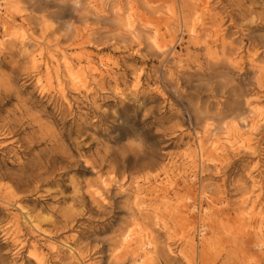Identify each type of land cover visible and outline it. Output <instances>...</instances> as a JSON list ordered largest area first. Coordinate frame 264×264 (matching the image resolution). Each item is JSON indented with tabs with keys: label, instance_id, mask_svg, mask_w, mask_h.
<instances>
[{
	"label": "rangeland",
	"instance_id": "374dc122",
	"mask_svg": "<svg viewBox=\"0 0 264 264\" xmlns=\"http://www.w3.org/2000/svg\"><path fill=\"white\" fill-rule=\"evenodd\" d=\"M261 64L264 0H0V264H134L144 230L156 264H264Z\"/></svg>",
	"mask_w": 264,
	"mask_h": 264
},
{
	"label": "bare ground",
	"instance_id": "6f19581e",
	"mask_svg": "<svg viewBox=\"0 0 264 264\" xmlns=\"http://www.w3.org/2000/svg\"><path fill=\"white\" fill-rule=\"evenodd\" d=\"M73 10V11H72ZM71 13L74 12H78L79 13V19L80 21L86 16V15H90L91 18H95L97 19L98 17L96 16V14L88 11L86 12V9L83 8V5L80 3V1H76L73 3L72 8H71ZM12 16V14L9 12V14L6 15L7 19H10ZM196 31L195 28L192 29V32L194 33ZM93 35H95L96 33H92ZM90 39V38H89ZM85 42H89L88 38L85 39ZM161 48V47H159ZM63 60V66L66 67L71 73H72V66L69 64L68 61V57L66 55H64L62 57ZM34 62H38L39 59L35 58L33 59ZM48 65V64H47ZM84 69L90 70L89 73H91L92 71H96L98 69V67L96 66L95 62L90 59L87 61V65L83 67ZM49 70V68H47ZM257 74L259 77H263L264 76V64H261L258 66V71ZM87 77L85 78H79V77H72L71 78V83L78 89L81 86H85V84L87 83ZM46 87H43V90H41L42 92H46ZM58 91L59 93L62 94V98H65V82L64 81H58ZM234 110H236L237 116H239L240 118H235L236 121H233L234 123L231 124V127H228L225 131L227 130H231V131H240V127H244V126H248V115L249 114H255L257 113L260 108H258L256 105H254L253 103H250L247 101L246 98H244L243 100H239L237 102V105L234 107ZM222 127H217L214 128L213 131H217ZM228 132V131H227ZM240 136H242V134H239ZM201 146V145H200ZM203 152L204 150L202 149V146L200 147V155L203 157ZM17 207L19 208L20 212H22L23 214H25V222L30 224L31 230H35L36 232H40V234H42L43 236L46 237H50L51 235V231L46 230L45 228H43L42 223L45 222L44 220H36L37 222H33L32 219L29 217V212L25 210L24 207H22L21 204H17ZM185 226L187 227L186 223L183 222L182 223V228L184 230H186ZM187 232V231H186ZM138 244H137V248L135 249V251H139L140 252V256L138 257L137 252H133L134 257V264H156L155 262L156 260V251L154 250L153 252V247L156 248V241H155V237H153V235L148 231V230H144L143 232H139L138 233ZM135 238L132 237V234H126L123 239L121 240V246L124 248L129 247L132 244V241ZM137 239V238H136ZM52 249H55L57 247L56 243H50V246ZM33 248L35 249V254L34 257L36 259V263L37 264H51L50 259H47L43 254L41 253H36L37 251V245L33 244ZM142 261V262H141Z\"/></svg>",
	"mask_w": 264,
	"mask_h": 264
},
{
	"label": "built area",
	"instance_id": "2783aa9c",
	"mask_svg": "<svg viewBox=\"0 0 264 264\" xmlns=\"http://www.w3.org/2000/svg\"><path fill=\"white\" fill-rule=\"evenodd\" d=\"M200 233V232H199Z\"/></svg>",
	"mask_w": 264,
	"mask_h": 264
}]
</instances>
